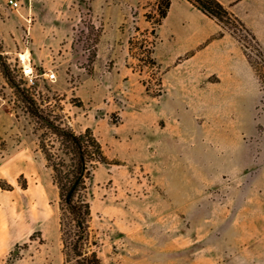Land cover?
Returning <instances> with one entry per match:
<instances>
[{
    "label": "rangeland",
    "instance_id": "obj_1",
    "mask_svg": "<svg viewBox=\"0 0 264 264\" xmlns=\"http://www.w3.org/2000/svg\"><path fill=\"white\" fill-rule=\"evenodd\" d=\"M16 1L13 8L0 0L8 85L0 182L12 187L0 191V205L11 204V221L25 228L0 264H73L62 243L64 202L40 149L43 140L58 154L59 144L32 108L76 134L89 128L102 146L106 162L89 166L84 193L101 264H264V60L256 41L236 28L260 104L255 129L245 128L231 151L233 143L217 140L238 130L216 112L178 109L169 101L181 97L163 95L152 56L163 0ZM24 50L39 74L52 70L56 80L39 77L26 88L7 65ZM18 165L38 173L13 178Z\"/></svg>",
    "mask_w": 264,
    "mask_h": 264
},
{
    "label": "crops",
    "instance_id": "obj_2",
    "mask_svg": "<svg viewBox=\"0 0 264 264\" xmlns=\"http://www.w3.org/2000/svg\"><path fill=\"white\" fill-rule=\"evenodd\" d=\"M133 1L137 4L147 0ZM218 1L245 24L264 55V0ZM154 36L152 56L163 70V95L181 97L169 104L183 110L216 112L219 123L222 120V124L239 132L221 136L217 142L233 143L227 148L235 151L237 145L243 144L244 129L248 126L255 129L260 104L259 80L242 43L188 0H171L166 16L154 29ZM34 168L18 170V165L12 167L10 174L13 178L21 174L30 178L38 173ZM0 191L9 192L1 187ZM12 210L11 204L0 205V256L7 254L24 234V223L15 226L11 221Z\"/></svg>",
    "mask_w": 264,
    "mask_h": 264
},
{
    "label": "trees",
    "instance_id": "obj_3",
    "mask_svg": "<svg viewBox=\"0 0 264 264\" xmlns=\"http://www.w3.org/2000/svg\"><path fill=\"white\" fill-rule=\"evenodd\" d=\"M188 1L202 13L216 20L224 30L234 35L242 43L244 50H246L247 45L238 35L236 28L242 29L256 41L245 24L218 0ZM170 3L171 0H163V6L158 7V20L155 22L157 26L166 16ZM256 43L258 44L257 41ZM256 55L264 60L260 47ZM249 62L252 66L250 60ZM32 113L45 124L59 144L58 154L52 152V144L51 146L45 144L43 140L40 142V149L53 171L54 183L57 185L60 197L64 202L62 243L66 258L70 259L68 261H73V264H101L97 252L91 248L92 242L89 231L91 211L84 193L87 190L86 178L89 175V166L106 162L102 146L89 128L83 133L76 134L73 130L44 118L41 113L33 108ZM73 185L74 189L69 199L66 200L67 193ZM0 187L3 190H12L11 186L5 188L1 182Z\"/></svg>",
    "mask_w": 264,
    "mask_h": 264
},
{
    "label": "built area",
    "instance_id": "obj_4",
    "mask_svg": "<svg viewBox=\"0 0 264 264\" xmlns=\"http://www.w3.org/2000/svg\"><path fill=\"white\" fill-rule=\"evenodd\" d=\"M8 4L13 7H18V2L16 0H8ZM24 50L17 55V59L9 60L7 59V65L12 72H15L18 75V79L23 82V85L28 89H35L38 84L39 77L53 82L56 80V74L52 70H47L43 74L38 73V69L31 60V54L25 59L21 58L22 54H25ZM7 81L0 69V101L3 99V91L7 87Z\"/></svg>",
    "mask_w": 264,
    "mask_h": 264
},
{
    "label": "water",
    "instance_id": "obj_5",
    "mask_svg": "<svg viewBox=\"0 0 264 264\" xmlns=\"http://www.w3.org/2000/svg\"><path fill=\"white\" fill-rule=\"evenodd\" d=\"M74 185H75V184H74ZM74 185L70 187V189H69V191H68V193H67V196H66V200L69 199V197H70V195H71V193H72V191H73V189H74Z\"/></svg>",
    "mask_w": 264,
    "mask_h": 264
},
{
    "label": "bare ground",
    "instance_id": "obj_6",
    "mask_svg": "<svg viewBox=\"0 0 264 264\" xmlns=\"http://www.w3.org/2000/svg\"><path fill=\"white\" fill-rule=\"evenodd\" d=\"M28 56H29V51H26L25 54H22V55H21V58H22V59H25V58H27Z\"/></svg>",
    "mask_w": 264,
    "mask_h": 264
}]
</instances>
